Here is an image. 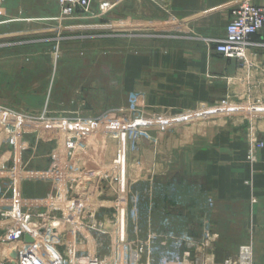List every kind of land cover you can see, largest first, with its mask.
<instances>
[{"label": "crops", "instance_id": "crops-1", "mask_svg": "<svg viewBox=\"0 0 264 264\" xmlns=\"http://www.w3.org/2000/svg\"><path fill=\"white\" fill-rule=\"evenodd\" d=\"M251 2L264 6V0ZM103 3L109 9H100ZM238 4L239 0H92L69 28L102 30L104 36L57 41L53 62L38 51L30 52L18 68L11 55L0 64V138L26 139L22 127L35 125L13 117V111L47 114L45 121L52 118V123L38 127L45 130L39 140L74 142L64 169L77 172L92 164L97 136L102 139L108 133L116 113L130 115L139 130L138 164L130 171L132 191L120 215L127 222L126 235L144 245L142 260L151 264L174 260L184 234L198 242L192 254L199 264H222L245 245L251 246V264H264V146L257 160L249 162L246 126L214 111L216 101L232 92L244 94L251 82H258L254 72L244 80L237 63L216 53L211 43L224 37ZM30 27L1 24L0 40L7 41L3 46L11 45L19 33L30 34ZM107 36L116 39L115 47L106 42ZM258 57L264 61V50ZM49 126L54 133L45 137ZM259 133L264 144V123ZM38 143L36 149L27 146L24 154L37 158L33 166L47 169L51 149ZM72 145L79 148L78 154H70ZM15 155L12 145L0 147L6 162ZM9 175L12 178L4 172V177ZM30 183L33 189L44 185L39 179ZM37 193L33 196L43 192ZM7 199L0 203L17 202ZM38 202L28 199L23 205ZM115 203V198L101 203L103 219L115 220ZM204 229L209 245L202 247ZM3 235L0 232V240ZM88 236V250L109 252V235Z\"/></svg>", "mask_w": 264, "mask_h": 264}, {"label": "rangeland", "instance_id": "rangeland-1", "mask_svg": "<svg viewBox=\"0 0 264 264\" xmlns=\"http://www.w3.org/2000/svg\"><path fill=\"white\" fill-rule=\"evenodd\" d=\"M100 7V9H109V7ZM7 23H11L13 25L31 24V27L28 30V33L30 34L22 37L21 33H19L17 37H14L13 40L10 41V43H12L11 45L3 46V44L7 43V41L0 40V64H4L6 61L11 60V55L13 59V67L15 68L22 66L21 63L29 56L30 52L39 51L41 57L45 59L49 57L50 62H53L57 54V51H55L57 43H59L57 41L65 43L63 40L65 41L66 39L70 42L69 39L71 37H76L79 35H105L104 31L101 34L100 31L102 30H90L82 28L80 31H74L70 29L69 27L71 24H74L73 19L66 18L65 20H61L60 8L53 1L46 0H18L16 5H14L13 0H7L5 14L2 16L1 12L0 25ZM59 37L64 39L59 40ZM53 40L56 41L54 42ZM105 40L106 42H110L109 45H112L111 47H115L116 39L107 36ZM80 41L88 42L86 40ZM5 53L8 55L5 56ZM24 100H27V97H25ZM23 109L27 110L25 108ZM13 112V117L21 118L22 120L35 125L22 127L21 132L23 137L26 139L10 141V139H5L4 136L0 138V147L7 146L9 149L12 145L14 150L16 149V155L14 157L9 156L8 162L5 161L7 157H0L2 159H0V201H5L7 197V200L11 201L13 199L21 204L19 206V213L21 214H14L13 217L0 220V232H4L3 238H1L0 242H8L10 240L9 233L14 232V227H19L21 230H26L32 224H38L36 229L29 231L34 232L43 228L45 234V237L43 234V242L45 243L46 247H48L55 255L61 257L62 252L60 249L63 242L67 240V232H76L74 225L68 223V218H70V215L75 217L76 224H79L80 226L86 225V228L82 232H112L116 221L106 220V218L103 220L104 215L102 216L101 203L105 202L109 204V202H112L116 196L115 187L113 186L114 183H108L105 181L106 177H103V173L99 171L100 168H102V170L105 168V158L102 160V154L104 155L103 144L106 137L108 141V149H106L105 154L109 156L112 153L113 142L111 140V134L105 133L102 139L100 136H97V139L93 142V147L95 148L94 150L96 152L95 160L92 159V164H89V166L85 164L81 171L75 172L71 169H64V166L69 163V160L65 159H68L70 143L74 142H69L63 139L55 141L51 139L39 140L41 132L45 130H42L38 127L45 125L46 123H52V118L47 120L49 122L45 121V119L50 118L49 115L36 114V112L31 110L22 113L15 111ZM116 116L117 113L114 115L112 122L116 120ZM49 127V131L46 132L47 135H44L45 137L54 133L51 128L52 126ZM62 132L69 131L62 130ZM32 135H34L32 140H28L27 138H31ZM36 138L43 142L41 144H46V148L48 150L51 149V162L49 163L50 167L48 166L49 168L47 169H43V167L38 168V166L32 165V162L37 160L36 157L25 156V154L27 155L26 152L28 151L25 149L27 146L33 145V148L36 149L35 145L40 144ZM59 138H62V136ZM52 144H54V146H52ZM76 148L75 145H72L70 154L73 153V150L75 153L79 152V148ZM54 149H57V154L54 153ZM77 157H79V155ZM43 160L47 162L46 158ZM70 163L74 164L73 162ZM74 167L75 166L72 168ZM86 167H88L87 171H85ZM40 170H43V172H40ZM90 171H92L91 175ZM4 172L12 174V178L10 175L9 178L4 177ZM37 176L39 178H37ZM37 179L44 182V189L32 188L30 182ZM133 179L134 178L130 176L129 180H127V183L129 184ZM28 185H30V187H27ZM40 189L43 193L38 196L41 197L35 198L37 195H33L36 193V190H38V193H40ZM131 191L132 190L129 189V192L127 193L128 196ZM88 197H93L97 203L95 207V210H97L95 215L96 219H87L84 216V214H86V210L90 209L93 205L91 204V207L86 206V203H88ZM28 199H35L39 202L30 206L23 205L25 201H28ZM88 204L90 205V203ZM24 206L25 210L23 208ZM0 210L4 212L11 210V204L9 205L0 203ZM23 214H29L33 217H29V222H25L26 215ZM37 216L41 217L36 219L35 217ZM31 221H34V223ZM24 235L22 238L23 240ZM4 254L5 252H2V249H0V264L4 262L5 264H8V260L5 258Z\"/></svg>", "mask_w": 264, "mask_h": 264}, {"label": "built area", "instance_id": "built-area-1", "mask_svg": "<svg viewBox=\"0 0 264 264\" xmlns=\"http://www.w3.org/2000/svg\"><path fill=\"white\" fill-rule=\"evenodd\" d=\"M5 0H0V9ZM53 1L60 8V19H76L79 13H86L92 0H46ZM107 7L106 3L101 5ZM230 21L226 26L222 39L211 40L216 53L227 60L235 61L240 70L245 72L243 78L247 80L251 72L255 73L258 82H251L252 88L244 94L229 93L223 100L214 103V111L217 115H223L227 119L239 120L246 126L247 136V160L251 163L257 160V154L264 144L259 138V125L264 123V61L258 57L260 50H264V6L253 5L251 0H239L237 8L231 11ZM1 22V12H0ZM262 79V80H261ZM263 81V82H261ZM262 85V88L260 87ZM257 90V92H256ZM108 133L112 136L113 149L108 156L107 137L104 139L102 160L105 158V168L99 171L106 177L108 183H114L116 203L114 205V224L112 232H98L100 235H109V252L100 255L88 250V233L82 232L86 225L75 223V217L70 215L68 223L75 227L76 232H67V240L63 242L61 257L55 255L42 240L34 244L24 243L23 235L37 228L38 224H32L26 230L14 227L10 232L8 242H0V249L4 251L8 264H151L142 260L144 245L136 243L126 235V221L120 215L121 208L128 202V183L130 171L137 166L138 159L135 156L138 148L139 130L136 123L126 112H118ZM86 206L92 207L86 210L85 218L96 219L95 207L97 203L93 197L87 198ZM19 204H11V210H0V220L21 214ZM25 222H29V214ZM41 216L35 217L38 219ZM105 219V218H104ZM103 219V220H104ZM118 219V220H117ZM106 220H109L106 217ZM34 223V221H31ZM16 229V230H15ZM78 231V232H77ZM81 231V232H80ZM46 233V232H45ZM209 245V235L204 229V236L199 246ZM198 247V242L189 234H184L177 241V254L174 260H166L161 264H199L196 255L192 254ZM15 252L16 257H11ZM251 246H241L233 259L225 260L222 264H251Z\"/></svg>", "mask_w": 264, "mask_h": 264}, {"label": "water", "instance_id": "water-1", "mask_svg": "<svg viewBox=\"0 0 264 264\" xmlns=\"http://www.w3.org/2000/svg\"><path fill=\"white\" fill-rule=\"evenodd\" d=\"M43 234H44V229H40L38 231H34V232H28L24 235V243L26 244H34L40 240L43 239ZM11 257L15 258L16 254L15 252H13L11 254Z\"/></svg>", "mask_w": 264, "mask_h": 264}]
</instances>
